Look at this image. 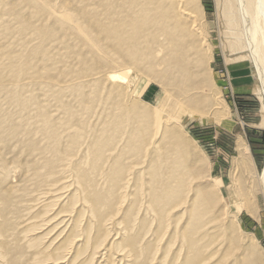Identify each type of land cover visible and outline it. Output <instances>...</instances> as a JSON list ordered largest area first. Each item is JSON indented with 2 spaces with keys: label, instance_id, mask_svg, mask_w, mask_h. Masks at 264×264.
I'll use <instances>...</instances> for the list:
<instances>
[{
  "label": "rangeland",
  "instance_id": "rangeland-1",
  "mask_svg": "<svg viewBox=\"0 0 264 264\" xmlns=\"http://www.w3.org/2000/svg\"><path fill=\"white\" fill-rule=\"evenodd\" d=\"M229 1L0 0V264H264L263 86Z\"/></svg>",
  "mask_w": 264,
  "mask_h": 264
},
{
  "label": "bare ground",
  "instance_id": "bare-ground-1",
  "mask_svg": "<svg viewBox=\"0 0 264 264\" xmlns=\"http://www.w3.org/2000/svg\"><path fill=\"white\" fill-rule=\"evenodd\" d=\"M33 1L36 4L41 3L40 0H33ZM228 3L230 6L229 7L230 8V15L234 14V12L232 10L236 9L235 3H238L240 6L239 12L240 11L242 12L241 18L248 27V29L247 28L246 29L248 31L249 45H250L251 52L253 55L254 65L256 66L257 73L259 76V81H260L259 83H261L263 86V94H264V0H234V1L230 0ZM237 12H238V8H237L236 14H237ZM177 14L180 17L184 18L186 21H189L192 23L196 22V16L185 8H179L177 10ZM239 14H241V13H239ZM59 17L64 19V20H67L71 23V20H68L65 17V15H59ZM72 23H71V25H72ZM72 26H74L75 29L81 28V27H78V25H76V26L72 25ZM83 32H84V30L81 31V33H83ZM246 34H247V32H246ZM84 35H85V33H84ZM219 105H220L219 101L216 100V102H214V104H213V110L220 109ZM180 110H182V109L180 108ZM171 121H174V120H172L171 118H169V119L167 118V120L164 123H165V125H170L172 123ZM261 182L263 183V186H264V171H263V174L261 177ZM69 215H71V214H69Z\"/></svg>",
  "mask_w": 264,
  "mask_h": 264
}]
</instances>
